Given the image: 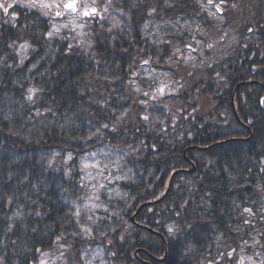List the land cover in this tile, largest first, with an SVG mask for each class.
Wrapping results in <instances>:
<instances>
[{
    "label": "trees",
    "instance_id": "obj_1",
    "mask_svg": "<svg viewBox=\"0 0 264 264\" xmlns=\"http://www.w3.org/2000/svg\"><path fill=\"white\" fill-rule=\"evenodd\" d=\"M102 2L85 40L49 38L28 0L0 9V264L258 261L264 0L216 16L207 0ZM94 156L108 176L91 210Z\"/></svg>",
    "mask_w": 264,
    "mask_h": 264
},
{
    "label": "snow or ice",
    "instance_id": "obj_2",
    "mask_svg": "<svg viewBox=\"0 0 264 264\" xmlns=\"http://www.w3.org/2000/svg\"><path fill=\"white\" fill-rule=\"evenodd\" d=\"M225 2V0H220V3H215V0H207V4L206 5H202V7H204L205 9L208 8L209 6L215 7L217 9V11L219 12H223V8L221 7V5ZM29 6L31 7H40L42 9H55L54 15L59 17L65 14V12L68 13H72V14H77V16L79 18H92V17H102V12L101 10L96 7V0H91V3H88L87 0H84V2H82V0H28ZM14 5L12 3H8L7 6H5L4 2H0V9H2L4 11V13H8L10 8H13ZM104 10H107V6H105ZM154 11V10H153ZM46 15L48 14L47 12L45 13ZM13 15H15L13 13ZM209 16H214L216 15V13L213 12H209L208 13ZM72 23V27L73 30L75 29H83L84 24L80 23L77 24L75 19H73L71 21ZM119 22L117 21L116 24H114V26H118ZM60 27H68V24H64L62 26H53V30L49 31L47 33L49 38H52L54 35L58 34L60 31ZM81 34H83L81 32ZM28 45L27 43L21 45V48H27ZM185 47H187L188 49L192 48L191 44H187L185 45ZM209 48L212 47V45H208ZM176 52H180V49L177 48ZM175 55V53H174ZM149 61L148 60H144L143 64H148ZM36 89H29V99L32 98L33 95H35L36 93ZM158 91L160 93L164 92V88L161 87L158 89ZM146 96L148 95V93H144ZM153 99H155V97H153ZM142 119H144L145 121H147L149 119V117L147 115L143 116ZM105 127H107V125H105ZM245 212L251 214L252 210L251 209H244ZM76 215H79V212L77 211ZM81 228H83L85 231H89L90 229L86 228L84 225H81ZM169 231H171V228L169 229ZM59 239V238H58ZM256 243H259L258 241H256ZM39 251V249H38ZM232 253H229V255H231ZM49 254L47 252L42 253V256L45 257L43 259H41L39 261V264H48V260L46 259V257ZM249 260H251L252 258L249 257ZM239 264H245V260L243 257H241ZM261 264H264V260L261 261Z\"/></svg>",
    "mask_w": 264,
    "mask_h": 264
},
{
    "label": "rangeland",
    "instance_id": "obj_3",
    "mask_svg": "<svg viewBox=\"0 0 264 264\" xmlns=\"http://www.w3.org/2000/svg\"><path fill=\"white\" fill-rule=\"evenodd\" d=\"M2 1H4L6 4H8V3H11L13 0H2ZM82 2H84V0H82ZM87 2L91 3V0H87ZM99 3H102V0H96V5ZM47 10L50 13V15L53 16V18H52L53 19L52 30H53L54 25L59 27V26H62L64 24H68V27H66V28L60 27L59 32L68 31L74 35V38L80 37V38H82V40H85L88 36H90L89 33L87 32V26L84 24V22L81 19H79V17L75 16L72 13H68V12H66V14L63 15L62 17H55V15H54L55 9H47ZM208 10H209V12L216 13L213 8H208ZM214 16H216V15H214ZM73 19H75L77 24L83 23L84 24L83 29L73 30L72 23H71V21ZM81 32L83 34H81ZM185 58H186L187 64H190L194 61V59L196 57L191 56V55H187ZM148 74L150 76L155 75V73H152V72H149ZM95 158H97V157L94 156V157H89L88 159L86 158L87 161L85 159L86 163L83 165L84 177L86 178V180L91 182V184L93 186V190H92L93 194H92L90 201L87 205V208L91 209V210H94L98 207L99 198H100V196H99L100 188L103 187V178L108 176V174L106 175V169L103 167L100 160L95 159ZM98 181H100V183ZM253 257L255 258L256 256H253ZM259 257H260V260H264V252ZM243 258L245 260V263H247L249 260L248 259L249 258L248 253L243 255ZM57 261H58V256H56V258H54L49 264H55ZM256 261H257V258H255V263H256Z\"/></svg>",
    "mask_w": 264,
    "mask_h": 264
}]
</instances>
